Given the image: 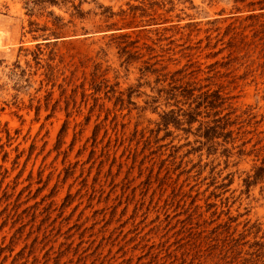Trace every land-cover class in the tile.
Instances as JSON below:
<instances>
[{
    "label": "rangeland",
    "instance_id": "1",
    "mask_svg": "<svg viewBox=\"0 0 264 264\" xmlns=\"http://www.w3.org/2000/svg\"><path fill=\"white\" fill-rule=\"evenodd\" d=\"M261 25L264 0H0V264H264Z\"/></svg>",
    "mask_w": 264,
    "mask_h": 264
},
{
    "label": "trees",
    "instance_id": "2",
    "mask_svg": "<svg viewBox=\"0 0 264 264\" xmlns=\"http://www.w3.org/2000/svg\"><path fill=\"white\" fill-rule=\"evenodd\" d=\"M262 31L260 33H264V25H261ZM243 38H241V42H243ZM262 52H264V49L261 50ZM96 72L94 70V72L91 74V84L96 86Z\"/></svg>",
    "mask_w": 264,
    "mask_h": 264
}]
</instances>
